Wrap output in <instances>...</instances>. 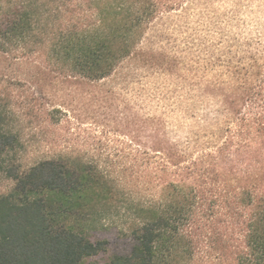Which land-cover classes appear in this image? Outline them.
<instances>
[{
    "label": "trees",
    "instance_id": "16d2710c",
    "mask_svg": "<svg viewBox=\"0 0 264 264\" xmlns=\"http://www.w3.org/2000/svg\"><path fill=\"white\" fill-rule=\"evenodd\" d=\"M187 1L0 0V173L12 181L0 193V264H98L101 254L104 264H187L204 248L219 262L229 253L233 264H264V38L230 63L220 55V80L202 82L213 119L206 110L178 140L152 119L135 179L54 136L62 107L2 68L46 61L59 79L102 80L154 19ZM29 125L47 150L24 166ZM149 189L152 199L139 196ZM99 229L116 230L122 245L94 240Z\"/></svg>",
    "mask_w": 264,
    "mask_h": 264
},
{
    "label": "rangeland",
    "instance_id": "374dc122",
    "mask_svg": "<svg viewBox=\"0 0 264 264\" xmlns=\"http://www.w3.org/2000/svg\"><path fill=\"white\" fill-rule=\"evenodd\" d=\"M258 38H264V0H189L154 19L133 53L102 80L59 79L46 61L24 66L8 63L2 68L27 78L26 86L32 85L37 96L62 107L60 123L51 127L54 136L62 142L85 143L103 161L126 166L124 177L135 179L137 150L152 146V119H160L177 140L184 139L192 127L198 128L206 110L213 119L216 102L200 94L202 82L220 80V55L225 64L230 63L245 44ZM214 88L209 87V95L217 93ZM24 133L21 162L27 166L47 147L40 127L29 125ZM11 185L0 173V193ZM138 193L152 199L150 189ZM106 236L112 239L111 250L122 245L116 230L93 233L94 240ZM205 250L194 253L187 264H233L229 253L219 262L214 255H203ZM106 257L101 254L94 260L104 264ZM186 261L183 258L182 264Z\"/></svg>",
    "mask_w": 264,
    "mask_h": 264
}]
</instances>
